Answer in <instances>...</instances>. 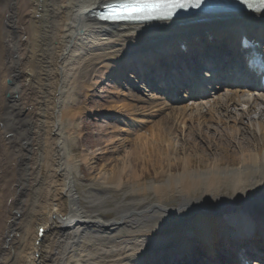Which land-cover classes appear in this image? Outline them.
I'll return each mask as SVG.
<instances>
[{
  "label": "bare ground",
  "instance_id": "1",
  "mask_svg": "<svg viewBox=\"0 0 264 264\" xmlns=\"http://www.w3.org/2000/svg\"><path fill=\"white\" fill-rule=\"evenodd\" d=\"M111 1L0 0V264H184L174 259L182 253L185 264H241L251 258L249 246L264 260V96L230 81L220 93L217 82L209 88L217 75L204 65L182 96L164 89L170 78H154L164 68L179 81L178 63L190 70L197 53L204 61L211 53L207 65L219 73L240 65L242 37L264 43V9L176 17L139 30L91 15ZM109 78L117 103L130 82L142 95L122 96L139 105L114 101L94 118L129 108L136 117L97 134V148L75 163L72 128L88 113L75 110L77 94ZM80 164L100 187L85 198L76 189ZM146 171L151 183L142 182ZM129 186L133 198L115 204L118 220L80 205L101 206V195ZM223 187L230 197L208 204ZM199 188L201 196L189 198ZM148 192L153 205L144 201ZM176 193L186 197L169 210L164 201Z\"/></svg>",
  "mask_w": 264,
  "mask_h": 264
},
{
  "label": "rangeland",
  "instance_id": "2",
  "mask_svg": "<svg viewBox=\"0 0 264 264\" xmlns=\"http://www.w3.org/2000/svg\"><path fill=\"white\" fill-rule=\"evenodd\" d=\"M138 26H140L139 28H137L139 30L145 29L142 27L143 25H138ZM146 28L148 27L146 26ZM7 83H10L9 80L7 81ZM116 85L117 84L115 83L114 79L109 78L108 80L99 84V86L86 92L87 94L86 96L83 93L77 94V98H76L77 103L75 104L76 105L75 110L79 112L85 110V111H88V113L84 115V117L82 118L78 119V117H76L75 126L73 125V128H72L76 136H75V140L71 144H69L68 150H69V153L72 155L75 163L79 162V159L83 153L86 152L90 155L91 152H93L95 148H97L96 143H97V140L100 139V137L97 134H104V133L111 132L112 131L111 129L113 125H115V122L119 121L120 119H133L134 117H136L134 108L133 109L129 108L128 110H125L124 113L121 114V116H115L111 118L109 117L106 118L104 116L100 118V117L95 116L94 118V115H93L94 113L105 110V109H108V110L113 109V108H110L111 106L110 103L114 101L115 103L118 102L117 98L115 97L116 92L114 90V88H116ZM127 88L129 90H126V87L125 88L120 87L119 91H121L122 93L120 96L121 100L119 103L116 104V107H120L122 104L134 105V106L139 105V104L129 101L128 99H126V97L122 96V95H125L126 93H129L130 91L134 92V89L130 88L129 86ZM134 93H139V92L135 91ZM140 94L142 95V93ZM239 108H236V109L238 110ZM152 113L153 115L155 114L154 112ZM147 126L149 125L147 124L145 127ZM145 127H143V130ZM69 129L70 128L68 127V124L64 123L61 131L62 133L65 132L66 134L68 133ZM89 149L92 151L87 152V150ZM93 155H96V152H94ZM98 157L103 159L102 162L103 161L105 162L108 159H110L111 156L109 154H106V155H101ZM95 161L96 160L92 162L95 163ZM79 166L80 167H79L78 175L75 177L76 189H77L78 196L81 198H85V192H87L88 189L92 188V189L98 190L100 187L98 186V184L92 183L88 175V171L86 167L82 164H80ZM152 178H153V172L146 171V174L144 175L142 182L151 183ZM130 190L131 189L129 186V187H125V189L121 190L120 192L101 195L103 198H105V202L101 206L91 207L86 200H82V199H80V205L81 207H83V209L86 212L90 214L95 211V213L99 214L102 218H104V220H108V221L118 220L120 217V212L116 210L115 204H118L120 201L127 202L130 199H132L133 197L129 195ZM202 192H203V189L199 188L198 190L191 192L189 194V198H199ZM217 195L221 197L222 196L230 197V190L227 187L220 188V190L212 194V196L209 197V199L207 198L206 202L208 204L210 203L215 204L217 202V199H216ZM185 197L186 196H182L178 193L169 195L167 199L164 201L165 207L169 210H176L179 207V205L182 203L183 198ZM143 198L147 204L153 205L155 202V197L154 195H152L151 192H148L147 196ZM153 213H150L148 216H151ZM172 215H174L173 212H171V214L169 213L168 218L172 217ZM197 216H201V215H197ZM180 219H183V218H180ZM223 245H224L223 249H227V248H224L226 246L225 243Z\"/></svg>",
  "mask_w": 264,
  "mask_h": 264
},
{
  "label": "snow or ice",
  "instance_id": "3",
  "mask_svg": "<svg viewBox=\"0 0 264 264\" xmlns=\"http://www.w3.org/2000/svg\"><path fill=\"white\" fill-rule=\"evenodd\" d=\"M264 3V0H262ZM164 0H114L110 6L111 12L106 19H116L123 16H148L164 7Z\"/></svg>",
  "mask_w": 264,
  "mask_h": 264
}]
</instances>
